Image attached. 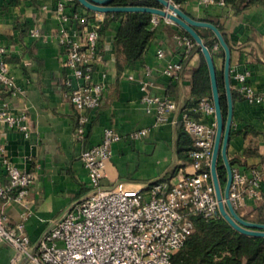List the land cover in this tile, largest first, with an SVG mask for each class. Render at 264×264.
I'll list each match as a JSON object with an SVG mask.
<instances>
[{
  "label": "crops",
  "instance_id": "1",
  "mask_svg": "<svg viewBox=\"0 0 264 264\" xmlns=\"http://www.w3.org/2000/svg\"><path fill=\"white\" fill-rule=\"evenodd\" d=\"M54 4L55 0H0V45L5 48L0 57L8 63L19 87L17 93L11 94L0 82V108L14 114L25 112L29 124V133L25 135L0 120V147L15 165L35 174L26 199L6 202L2 210L11 225L24 220V231L31 243H36L52 219L60 217L87 193V171L80 154L86 146L102 139L104 128L115 129L121 139L112 143V153L101 179L103 185L122 181L127 188H145L156 180L171 178L188 164L175 152L178 122L174 120L178 111H171L168 121L153 126L154 114L146 111L141 101L143 91L139 80H148L151 94L169 96L184 105L190 96V69L198 61V53L192 48L178 78L162 72L167 60H181L184 48L176 39L181 27L161 18L142 58L124 62L114 44L119 19L105 22L104 14L88 12L75 0L69 1V8L87 12L89 23L102 29L98 39L102 61L95 65L92 77L103 81L105 89L100 105L88 110L84 139H77L74 137L76 110L66 84L70 75L64 66V48L56 37L60 20ZM183 7L194 18L217 19L228 34L232 46L231 87L237 89L234 74L249 69L254 90L263 89L264 0L238 13L227 6L204 5L198 0L186 2ZM35 29L39 36L32 34ZM157 47L164 49V57L156 55ZM117 59L122 64L120 69ZM75 83L72 79V84ZM232 101L233 132L227 152L231 157L238 156L239 160L232 166L244 169L264 160V106L244 98ZM142 127L150 128L145 135L129 136L131 130ZM246 147H252L255 153L243 155ZM4 173L0 163V174ZM262 188L264 191V177ZM258 202L247 199L238 210L240 215L251 220ZM13 253L9 243H0V264H29L24 258L11 263Z\"/></svg>",
  "mask_w": 264,
  "mask_h": 264
},
{
  "label": "built area",
  "instance_id": "2",
  "mask_svg": "<svg viewBox=\"0 0 264 264\" xmlns=\"http://www.w3.org/2000/svg\"><path fill=\"white\" fill-rule=\"evenodd\" d=\"M69 1L55 0L53 9L60 20L56 37L64 48V66L70 75L66 84L76 110L74 137L82 140L88 110L100 105L105 84L92 77L95 65L102 61L98 50L99 27L89 23L87 12L69 8ZM198 1L204 5H224V0ZM161 18L165 17L152 14V27ZM32 34L40 35L37 29ZM176 39L184 48L183 55H189L193 41L184 34L176 35ZM4 52V46L0 45V54ZM156 55L164 57V49L157 47ZM182 69L181 61L167 60L162 72L178 78ZM250 75L249 69L236 72L235 86L249 103L264 106V88L255 91ZM72 79L76 81L74 85ZM0 82L11 94L19 90L2 57ZM139 83L143 91L141 101L146 111L154 114L153 126L165 123L171 111H178L174 121L182 123L192 143L188 151L190 162L171 178L156 180L145 188H127L122 181L103 185L101 179L112 153V143L121 139L115 129L104 128L102 139L86 146L80 154L87 171V193L60 217L52 219L36 243H31L24 231V220L11 225L2 204L26 199L35 174L15 165L0 147V163L5 171L4 175L0 174V243L13 247L11 263L24 258L29 264H171L173 254L193 230V215L205 219L221 216L210 172L216 132L212 99L201 96L195 105L185 107L172 97L151 94L147 79L141 78ZM0 120L25 135L29 133L25 112L14 114L2 107ZM149 129H133L129 136L141 137ZM263 177L264 160L244 169L232 166L229 198L237 211L245 206L247 199L263 200Z\"/></svg>",
  "mask_w": 264,
  "mask_h": 264
},
{
  "label": "trees",
  "instance_id": "3",
  "mask_svg": "<svg viewBox=\"0 0 264 264\" xmlns=\"http://www.w3.org/2000/svg\"><path fill=\"white\" fill-rule=\"evenodd\" d=\"M171 1L183 9L184 3L192 0ZM75 2L80 5L77 0H75ZM257 2H260V0H224V5L222 6H227L232 9L234 13H238ZM111 3L115 5L143 4L160 6L157 0H111ZM88 12L93 11L88 9ZM103 14L105 22L115 18L119 19L118 28L114 36V44L117 52L123 56L124 62H131L142 58L143 54L150 47L155 33L156 27H152L151 25L152 13L145 11H128L106 12ZM203 19L211 21L219 28L225 41L228 43L230 49H232L228 34L224 31L221 23L213 17ZM194 28L211 52L216 69L221 108L225 117L227 113V100L223 79V61L220 66L217 63V58H222L223 60L224 51L218 39L213 37L214 33L210 28L204 26H195ZM98 30L99 33L102 31L100 27ZM179 34L188 36L193 41V48L198 53L197 64L190 69V96L186 99L184 104L185 107H191L197 103L201 96L211 98L209 73L204 56L194 39L182 28ZM214 45H217L219 49H215ZM188 57L189 55H183L181 58L180 61L183 67ZM117 66L119 69L122 67L119 59H117ZM231 96L232 100L244 98L242 93L233 87H231ZM232 132L233 129L231 126L230 135ZM191 147L192 143L190 136L184 130L182 123L178 122L175 152L184 160V164L190 162L188 151ZM254 153L255 151L252 147H246L242 151V154L245 156ZM228 158L231 166L236 160H239L238 156L231 157L228 155ZM216 169L219 183L223 188L226 181V167L221 156L218 157ZM258 203L259 204L253 209L255 215L251 220L264 222V191L263 202L259 201ZM241 216L247 219L245 215ZM192 221L193 230L186 238L184 244L173 254L171 264H264V236L242 233L233 228L222 216H214L205 219L200 215H193Z\"/></svg>",
  "mask_w": 264,
  "mask_h": 264
},
{
  "label": "water",
  "instance_id": "4",
  "mask_svg": "<svg viewBox=\"0 0 264 264\" xmlns=\"http://www.w3.org/2000/svg\"><path fill=\"white\" fill-rule=\"evenodd\" d=\"M157 1L160 3V6H150L143 4L115 5L111 3V0H77V2H79L83 7L96 12L106 13L145 11L152 14H157L179 25L194 39L207 64L211 88V99L215 109L216 132L212 149L210 172L215 196L218 202L219 212L221 216L236 230L247 235L264 236V222L250 220L242 217L240 213L233 207L229 198V187L232 180V166L229 163L227 147L233 120V101L231 96L230 83L231 49L228 43L225 41L219 28L211 21L192 17L179 5L171 0ZM195 26H204L210 28L214 33L213 37H216L218 39V42L224 51L223 79L227 100V113L225 117L221 108L215 64L209 48L204 43L198 32L195 30ZM219 156H221L226 167V181L223 188L219 183L216 169Z\"/></svg>",
  "mask_w": 264,
  "mask_h": 264
},
{
  "label": "rangeland",
  "instance_id": "5",
  "mask_svg": "<svg viewBox=\"0 0 264 264\" xmlns=\"http://www.w3.org/2000/svg\"><path fill=\"white\" fill-rule=\"evenodd\" d=\"M217 49H219V48H217ZM217 60H218V64L221 65L222 64V61H223L222 58H217Z\"/></svg>",
  "mask_w": 264,
  "mask_h": 264
}]
</instances>
